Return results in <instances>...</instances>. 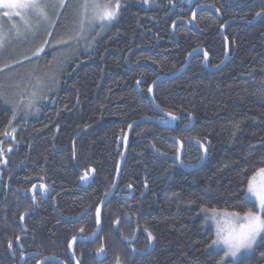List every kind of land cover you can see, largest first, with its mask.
Segmentation results:
<instances>
[{"label":"trees","instance_id":"obj_1","mask_svg":"<svg viewBox=\"0 0 264 264\" xmlns=\"http://www.w3.org/2000/svg\"><path fill=\"white\" fill-rule=\"evenodd\" d=\"M204 3L216 12L203 10L191 25ZM68 12L56 18L46 45V34L39 40L37 66L50 74L33 87L32 107L26 95L16 113L0 92V188H9L0 206V237H9L0 241V264H12L18 253L24 215L32 239L22 246L72 264L61 254L73 238L95 232L97 205L110 192L122 156L119 139L142 118L164 121L148 100L150 86L180 71L196 49L205 50L211 69L220 66L226 56L221 29L237 21L224 30L230 62L220 72L205 70L197 55L182 76L156 87V104L180 123L134 129L118 192L133 189V200L116 195L104 208L100 239L74 247L80 264H99L90 254L101 246L108 255L102 264H219L224 254L209 247L215 234L203 211L253 208L244 193L264 167V18L249 25L264 12V0H121L116 20L75 40L71 56L54 63V42L74 28ZM192 119L194 127L185 131ZM190 139L207 148L206 158L186 144ZM174 140L184 144L183 165L204 166L186 171L153 154L151 148L178 155ZM92 171L94 179L81 187V177ZM17 190L37 191V204L13 199ZM237 264H264V241Z\"/></svg>","mask_w":264,"mask_h":264},{"label":"snow or ice","instance_id":"obj_2","mask_svg":"<svg viewBox=\"0 0 264 264\" xmlns=\"http://www.w3.org/2000/svg\"><path fill=\"white\" fill-rule=\"evenodd\" d=\"M64 5L65 0H56L55 3H53V0H0V9H5L2 16L8 18L7 27L4 23H0V52H3L14 40L27 41L30 38L35 39L42 27L53 23L49 15V9L53 7L62 8ZM80 8L82 9V18L78 36L83 35L86 24L92 25L100 22L103 26L105 23L110 24L116 20L120 13L121 0H115V3L108 0L103 4L99 0H84ZM257 15H260V13H257ZM14 16L19 17V23L13 21ZM46 35L51 36V33L46 31ZM47 42V40H44L43 43L46 45ZM65 42L60 41V43ZM38 51H43V45ZM17 62L19 63V61ZM31 96L32 99L28 103L29 108L35 103L37 93L34 91ZM169 115L172 114L169 113ZM13 119H15V116ZM5 135H8V133H5ZM8 151H11V149H8ZM204 151L207 152V148ZM2 152L3 150L0 149V155H2ZM81 179L87 180L88 174L85 173ZM244 195L249 202L253 203L255 210L248 208L243 213L228 211L227 209L222 212H218L216 209L211 210L213 213L211 218L216 220V238L209 247L223 245L226 248L224 258L219 264H224V260L228 257H236L241 250L251 249L258 238L264 239V167L259 168L252 175L247 183ZM97 217H99V210H97ZM97 222L99 223V219H97ZM80 231L83 232V229H80ZM94 235L95 233H93ZM73 242H75V238H73ZM9 247H11V244ZM104 252L105 249L101 246L97 250V255L102 256ZM76 264H79V261Z\"/></svg>","mask_w":264,"mask_h":264},{"label":"rangeland","instance_id":"obj_3","mask_svg":"<svg viewBox=\"0 0 264 264\" xmlns=\"http://www.w3.org/2000/svg\"><path fill=\"white\" fill-rule=\"evenodd\" d=\"M150 1V0H145ZM56 0H53L55 3ZM84 0H65V5L62 8L53 7L49 9V15L52 18L53 23L51 25H45L41 28L39 34L35 39H28L27 41H12L3 52H0V92L3 96L5 102L14 107L16 113H20L23 109V97L28 95L30 99L32 98L31 94L35 91L33 87H39L40 81L43 79L42 76L50 74V71L47 68L40 67L38 68L39 55L42 53L38 51L40 47L39 40L43 39L47 32H52L56 24V18L63 12V10H68L70 15V9L72 11V20L73 30L68 35H63L54 42V46L59 47L55 53L54 63L64 62L71 56L73 47H78L76 41L81 39L86 40L88 34L93 30L98 29L100 22H96L92 25H85L84 32L82 36H78L80 31V21H81V12L82 5ZM100 3H106V0H99ZM5 9H0V23H4L5 27L8 26V18L2 16ZM13 21L19 23V17H13ZM87 31V33H86ZM50 36L46 35V40ZM75 37V39H73ZM49 40V39H48ZM76 40V41H75ZM59 41V43H57ZM60 41H66L65 43H60ZM48 43V42H47ZM73 45V47L71 46ZM52 46V47H54ZM44 47V46H43ZM75 47V48H76ZM27 57V58H26ZM19 61V63L17 62ZM31 73V74H30ZM35 73V74H33ZM29 74V75H28ZM222 212V211H218ZM203 215L206 218L207 225L211 226L215 238H216V220L212 219L213 213L211 210L203 211ZM264 239L258 238L257 242L249 250H241V252L236 257H228L224 260V264H237L242 259L251 256L256 247ZM212 249L222 251L223 254L226 251V248L221 245L219 247L213 246Z\"/></svg>","mask_w":264,"mask_h":264},{"label":"water","instance_id":"obj_4","mask_svg":"<svg viewBox=\"0 0 264 264\" xmlns=\"http://www.w3.org/2000/svg\"><path fill=\"white\" fill-rule=\"evenodd\" d=\"M211 10V11H215V9L213 8H210L206 5H203V6H200L194 13H193V16H192V20H191V25L194 24V20L196 18V16L202 12L203 10ZM264 18V12H261L260 15H256V17L254 18V20L249 24V25H255L259 20L263 19ZM234 23H237V21H232V22H229L227 23L225 26L222 27L221 29V36L223 37L224 41H225V45H226V56H225V60L224 62L214 68V69H211L208 65V62H209V56L208 54L205 52L204 49H196L194 50L188 57H187V60L185 62V65L183 66V68L178 71L177 73L175 74H172V75H165V76H161L159 77L149 88V91H148V100L152 106V108L155 110V112L164 120V121H160V120H157V119H154V118H142L134 123H132L125 135L123 138L119 139V144H122V149H123V152H122V156L118 162V165H117V170H116V175H115V182H114V185H113V188L111 189L110 193L102 200V202L100 203V205L98 206L97 210H99V217H97V211H96V219H99V223L97 222V233L95 234L94 237H90V238H76L75 239V242H71V247H69V253H70V257L73 261L74 264H76L77 262V259L74 257L73 255V252H72V247L77 244V243H92L94 241V239L100 234L101 232V229H102V225H101V213L104 209V207L106 206V204L112 199V197L114 196V194L116 193L117 189H118V186H119V183H120V179H121V174H122V170L124 168V165H125V162L127 160V156H128V144H129V139H130V136L132 134V132L134 131V129L138 126H140L141 124H144V123H153V124H158V125H162L166 128H175L177 124L180 123V120L179 118H177L176 116H173V115H169L168 113H166L165 111L161 110L158 105L156 104L154 98H153V94H154V91L156 89V87L163 83V82H166V81H171V80H174V79H177L179 78L180 76H182L186 70L188 69L191 61L193 60V58L197 55H202L204 57V62H203V68L205 70H207L208 72L210 73H217V72H220L229 62H230V45H229V42L228 40L224 37V30L231 24H234ZM151 89V91H150ZM173 117H175V119H173ZM192 124L189 128L185 129V131H189L191 130L194 125H195V121L192 119ZM174 143L177 144L179 146V154L176 155V156H168V155H165L163 154L162 152H159L157 151L155 148H151L153 154L165 161H171L173 163H177L180 168H182L183 170H186V171H197L199 169H201L203 166H204V161L201 162L199 165H195V166H185L182 164V159L184 157V144L180 141H177V140H174ZM186 144H193L194 146H196L197 148H199L202 153H203V157L206 158V156L208 155L207 152L204 151V149L206 148L201 142L199 141H196V140H193V139H190V140H187L186 141ZM94 172L92 171L90 173V175L88 176V179L87 180H82L81 181V187H86L87 184L89 182H91L93 179H94ZM126 193H131V196L129 197V199H131L133 197V194H134V191L132 189H129L128 191L126 190L125 191ZM87 213H84L83 215H81L79 218L71 221V222H78L79 220H81ZM21 223H23V219L21 221ZM22 227L24 229V226L22 224ZM25 230V229H24ZM103 256V254H102ZM98 258V261L99 262H104L106 260L107 257H102L100 258L101 256L100 255H97ZM48 262H53V263H56V264H64L62 261H60L59 259H57L56 257H47L45 259H43L40 264H43V263H48Z\"/></svg>","mask_w":264,"mask_h":264},{"label":"flooded vegetation","instance_id":"obj_5","mask_svg":"<svg viewBox=\"0 0 264 264\" xmlns=\"http://www.w3.org/2000/svg\"><path fill=\"white\" fill-rule=\"evenodd\" d=\"M204 2H207V0H204ZM203 5H205V3L203 4ZM203 5H200V6H203ZM197 8H199V7H197ZM114 185V184H113ZM112 188H113V186H112ZM111 188V189H112ZM7 189H9L8 187H1L0 188V206H2L3 204H5V202L7 201V198H9V196L7 195ZM129 189H131V188H126V189H123V190H120V193H118L119 192V186H118V189H117V191H116V193L114 194V196L112 197V199L117 195L118 197H123L124 199H126L127 201H132L133 200V198H134V195H135V191H134V194H133V197L131 198V199H129V197L131 196V193H126L125 191L127 190H129ZM111 191V190H110ZM43 193V192H42ZM110 193V192H109ZM108 193V194H109ZM37 194H38V192L37 191H19V190H17L16 191V196L15 197H13V199H16V201H18L19 202V200L21 199V198H23V197H29V199L31 200V201H33L34 203H36L37 202ZM107 194V195H108ZM106 195V196H107ZM105 196V197H106ZM104 197V198H105ZM103 198V199H104ZM102 199V200H103ZM111 199V200H112ZM110 200V201H111ZM109 201V202H110ZM102 201H100V203H101ZM108 202V203H109ZM100 203L97 205V208H98V206L100 205ZM107 203V204H108ZM37 204V203H36ZM106 204V205H107ZM35 207V206H34ZM106 207V206H105ZM104 207V208H105ZM97 208H96V211H97ZM96 211H95V222H96V230H95V234L97 233V219H96ZM103 211H104V209H103ZM103 211H102V213H101V217H100V219H101V225H102V229H103V224H102V214H103ZM25 216L26 215H24L22 218H21V220H20V226H21V229H22V234L21 235H19V237H17V239H16V246H17V249H18V253H16V254H14V255H12L11 257H12V264H40V262L43 260V259H45V258H47V257H56L57 259H59L60 261H62L64 264H65V260L64 259H61V258H59V257H57V256H53V255H51V256H45V255H42L41 254V252L40 251H29V250H27V249H25L23 246H22V241L24 242V241H27L28 242V240H30V239H32V237H29V232H28V230H27V228L25 227V225H24V222H25ZM63 218V217H62ZM79 218V217H78ZM22 219H23V223H21V221H22ZM80 221V220H79ZM72 223H76V222H72ZM22 224H23V226H24V229H23V227H22ZM102 229H101V232H100V234L94 239V241L92 242V243H82V244H95L99 239H100V236H101V233H102ZM95 236V235H94ZM93 236V234H91L90 236H88V237H85V236H78V237H75V239L76 238H90V237H94ZM9 237H0V241H3V243H7L6 241H7V239H8ZM40 238V237H39ZM73 241V240H72ZM71 241V242H72ZM71 242H70V244H71ZM69 244V245H70ZM77 244H79V243H77ZM77 244H75V245H77ZM69 245H68V250H67V252H64V253H62L61 255L62 256H64V258L66 259V258H69V260L72 262V264H74L73 263V261H72V259H71V257H70V253H69ZM75 245L72 247V252H73V255H74V257L77 259V257L75 256V254H74V247H75ZM93 248H95V247H93ZM91 256H93L95 259H96V261H98V258L99 257H97V251H95L94 252V249L92 250V252H91V254H90ZM102 257H107L108 258V255L104 252L103 253V256H101L100 258H102ZM107 258H106V260H107ZM105 260V261H106ZM77 261H79V264H80V260L79 259H77ZM104 261V262H105ZM104 262H99L98 261V263L99 264H102V263H104ZM51 263H53V262H48V263H43V264H51ZM53 264H56V263H53Z\"/></svg>","mask_w":264,"mask_h":264}]
</instances>
